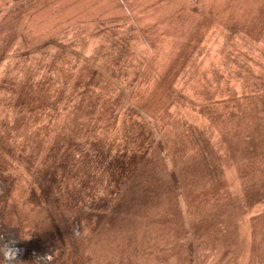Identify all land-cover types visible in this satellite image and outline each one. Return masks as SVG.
Here are the masks:
<instances>
[{"label": "rangeland", "instance_id": "obj_1", "mask_svg": "<svg viewBox=\"0 0 264 264\" xmlns=\"http://www.w3.org/2000/svg\"><path fill=\"white\" fill-rule=\"evenodd\" d=\"M0 232L21 264H264V0H0Z\"/></svg>", "mask_w": 264, "mask_h": 264}, {"label": "clouds", "instance_id": "obj_2", "mask_svg": "<svg viewBox=\"0 0 264 264\" xmlns=\"http://www.w3.org/2000/svg\"><path fill=\"white\" fill-rule=\"evenodd\" d=\"M20 250L14 246L13 242H5L0 244V256L3 259H0V264H16L17 257ZM51 257H47V260H50Z\"/></svg>", "mask_w": 264, "mask_h": 264}, {"label": "built area", "instance_id": "obj_3", "mask_svg": "<svg viewBox=\"0 0 264 264\" xmlns=\"http://www.w3.org/2000/svg\"><path fill=\"white\" fill-rule=\"evenodd\" d=\"M5 242H13L14 246L20 250L16 264H21L25 255V248L21 245L17 238L0 232V244H3ZM0 259H3V257L0 256Z\"/></svg>", "mask_w": 264, "mask_h": 264}, {"label": "trees", "instance_id": "obj_4", "mask_svg": "<svg viewBox=\"0 0 264 264\" xmlns=\"http://www.w3.org/2000/svg\"><path fill=\"white\" fill-rule=\"evenodd\" d=\"M213 17H216L215 16V14H214V16ZM215 19H213V20H211L210 19V21L212 22V23H215V21H214ZM196 25H198V23L196 22V23H194V26H196ZM215 31H217V30H215ZM202 40H204V38H203V35L202 36H199V41L198 42H196V44L195 45H199L200 44V42L202 41ZM190 43H193L192 41H190ZM194 49H195V47H194ZM118 61H116V63H117ZM117 64H119V63H117ZM135 92H136V90H135ZM120 93V92H119ZM119 95V94H118ZM124 95L125 94H123V93H120V96H122V97H124ZM133 94H131V95H128V97L125 95V99H129V101H133L134 100V95H133V97H131ZM110 98H112V97H110ZM124 99V100H125ZM97 106V104L96 105H94L93 107H96ZM141 106V105H140Z\"/></svg>", "mask_w": 264, "mask_h": 264}]
</instances>
